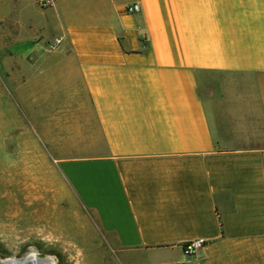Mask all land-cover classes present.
Returning <instances> with one entry per match:
<instances>
[{"label": "crops", "instance_id": "obj_1", "mask_svg": "<svg viewBox=\"0 0 264 264\" xmlns=\"http://www.w3.org/2000/svg\"><path fill=\"white\" fill-rule=\"evenodd\" d=\"M43 8L59 42L17 96L97 228L144 264H264V0Z\"/></svg>", "mask_w": 264, "mask_h": 264}, {"label": "rangeland", "instance_id": "obj_2", "mask_svg": "<svg viewBox=\"0 0 264 264\" xmlns=\"http://www.w3.org/2000/svg\"><path fill=\"white\" fill-rule=\"evenodd\" d=\"M55 25L38 0H0V261L34 250L54 264H144L125 259L70 194L33 135L31 102L18 100L17 63L43 61Z\"/></svg>", "mask_w": 264, "mask_h": 264}, {"label": "built area", "instance_id": "obj_3", "mask_svg": "<svg viewBox=\"0 0 264 264\" xmlns=\"http://www.w3.org/2000/svg\"><path fill=\"white\" fill-rule=\"evenodd\" d=\"M42 7H46L52 3V0H38ZM139 10V5L137 3L130 4L125 7L126 12H136ZM59 42V38L54 39L53 44H57ZM202 245V241L199 239L191 240L182 245V251L185 254L194 253L200 246Z\"/></svg>", "mask_w": 264, "mask_h": 264}, {"label": "water", "instance_id": "obj_4", "mask_svg": "<svg viewBox=\"0 0 264 264\" xmlns=\"http://www.w3.org/2000/svg\"><path fill=\"white\" fill-rule=\"evenodd\" d=\"M45 257L46 256L36 255L33 258L24 259V260H21L20 257H17V258L9 257V258H5V259L1 260L0 264H41Z\"/></svg>", "mask_w": 264, "mask_h": 264}, {"label": "bare ground", "instance_id": "obj_5", "mask_svg": "<svg viewBox=\"0 0 264 264\" xmlns=\"http://www.w3.org/2000/svg\"><path fill=\"white\" fill-rule=\"evenodd\" d=\"M34 251V250H33ZM33 251H30V252H27L23 257H20L21 260H24V259H29V258H33L34 256H36V254L33 252ZM17 258V257H15ZM41 264H54L53 261L50 259V257L46 256L42 263Z\"/></svg>", "mask_w": 264, "mask_h": 264}]
</instances>
